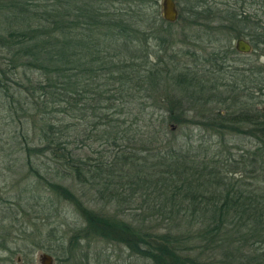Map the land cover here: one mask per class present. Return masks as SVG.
Masks as SVG:
<instances>
[{"label":"trees","instance_id":"obj_1","mask_svg":"<svg viewBox=\"0 0 264 264\" xmlns=\"http://www.w3.org/2000/svg\"><path fill=\"white\" fill-rule=\"evenodd\" d=\"M116 1L0 0V154L14 161L6 169L25 170L28 181L14 190L20 173L13 172L0 188V251L7 252L0 264H16V239L21 249L62 250L65 264H86L83 244L95 239L148 264H204L189 254L194 244L219 249L230 261L224 264H264V190L233 180L239 171L254 179L264 173V111L256 109L264 63L232 68L226 54L247 57L222 47L200 50L210 69L165 66L170 34L163 24L173 23L157 20L150 0L121 1L119 8ZM257 18L198 1L184 22L249 36L253 50L264 53ZM156 42L162 48L154 51ZM192 61L197 67V57ZM228 72L229 84L210 77ZM202 101L231 105L207 119L216 142L169 132V123H186L187 106ZM237 125L256 142L232 159L222 135L243 133ZM82 135L103 149L82 151ZM61 201L80 222L64 223L70 217L58 213ZM92 201L101 209L90 208Z\"/></svg>","mask_w":264,"mask_h":264},{"label":"rangeland","instance_id":"obj_2","mask_svg":"<svg viewBox=\"0 0 264 264\" xmlns=\"http://www.w3.org/2000/svg\"><path fill=\"white\" fill-rule=\"evenodd\" d=\"M126 0H119L115 2L114 6L115 8L122 7L121 3L123 4ZM175 2L176 8L178 10V18L176 22L171 24L170 27H167L166 24H163V28H166V30L170 34L169 43H165L163 48L166 51V54L162 58L164 60L165 66L171 67L173 64L175 66H178L180 68L190 67L200 70H207L206 68L209 67L208 64H210L208 61H203L204 57L200 54V50H205L207 54L214 51L216 48H222L225 47V49L230 48L229 50L232 51L234 49V43L235 40L238 38H235L232 36V34L229 33L227 30L222 31H216L215 33H210V31H205L201 27L198 26H192L189 28L187 24L184 22L185 15H188V9L194 5L196 2L200 1L202 4H208L212 7V11H215L216 9H226L231 8L233 11L235 10L236 13H244L249 14L251 16L257 15V19L254 20L255 23H257L258 28L263 27V33H264V0H254V1H247V0H173ZM161 2L162 0H150L148 5L150 6L151 11L154 13L155 18L157 20H163L162 18V9H161ZM213 18V16L211 15ZM214 25V24H213ZM250 31H253L252 29ZM245 35H249L251 32L244 31ZM211 34V35H210ZM215 34V35H213ZM207 35V36H206ZM249 36L242 37L241 39L245 40L249 43ZM240 39V38H239ZM153 45V50L156 51L157 49L160 50L162 48L161 46H157L156 43H151ZM152 47V46H151ZM166 48V49H165ZM255 49V48H254ZM188 51L194 54V57L188 56ZM225 51V50H224ZM176 54V55H175ZM226 54V53H225ZM241 54V53H240ZM262 49H255L251 50L249 54H243L247 58H233V55L226 54L225 56L228 58L226 59V64H237V65H231L232 68L240 67L242 68V65H258L264 63V57L263 56ZM195 57H197V67L194 66V62L192 61ZM168 61V59H170ZM235 61H234V60ZM233 60V61H232ZM211 62V61H210ZM205 68V69H204ZM239 68V69H240ZM229 72H233V69H227ZM222 75V77H219V75H211V81L213 79V82L219 83L221 78L223 79L224 84H229L230 81H233L234 78L230 76V73ZM216 78V79H215ZM212 82V84H213ZM262 87L264 89V75H263V83ZM207 90L204 93V96H206ZM222 93V91H220ZM170 96H179V92L177 90H170L169 91ZM203 97V96H202ZM202 104H197L193 106H187L186 109H190L191 111L187 115V121L186 123L181 124H175V123H169V132L173 133V135H177L180 139L191 140L192 142H197L198 140L202 141H209L210 143L216 142L217 138L212 135L213 132L210 131L208 128H206L209 121L207 120L211 115H213L217 109L221 110V113L224 115L225 111L223 108L231 107V105L219 106L215 104H209L205 101H202ZM189 107V108H188ZM191 107V108H190ZM213 109V110H212ZM256 109L259 111H264V90L263 93L260 95V102L256 105ZM4 115V113H2ZM1 118V117H0ZM188 122V123H187ZM4 119H0V129H5L4 126ZM236 128H241L243 133H236V132H230V131H223L224 135V142H226V148L230 151V154H232L233 158L236 159L237 156L240 153L244 152H252L255 148V142L256 140L247 134V127L242 125L235 126ZM237 130V129H236ZM2 132V130H0ZM3 133V132H2ZM170 134V133H169ZM169 135V136H173ZM7 136V135H6ZM211 136V137H210ZM214 136V137H213ZM1 137V135H0ZM76 145L82 150L87 152L90 155H96L94 152L98 151L101 148L100 143L92 142L91 139H85L82 136L78 138ZM224 157H229V153L226 151V149L223 150ZM231 156V157H232ZM14 161H12V157L5 156L4 154H0V188L5 187L4 179L6 177H12L13 172H17L20 174L13 175L16 182H20L18 187H16L14 190H20L22 187L28 183V181L23 180L22 176L25 174V170L21 169H6L7 166L13 165ZM228 167H224L223 170H227ZM23 171V172H21ZM233 180L237 181L240 179L245 180L248 184H250L249 191H253L254 189L256 191H263L264 190V173L255 179L251 177V174H247L246 172L239 171L236 175L233 176ZM8 183L9 179H8ZM246 183V184H247ZM7 189V188H6ZM253 189V190H252ZM81 191V187H79V192ZM3 192V191H2ZM1 193V192H0ZM7 194V193H6ZM10 193H8L9 195ZM45 196L51 197L52 195L48 191H44ZM86 202V201H85ZM87 203V202H86ZM136 205V204H135ZM88 206L94 210H99L102 207V203L92 201L88 203ZM57 208H59V214L64 216L62 213L67 214L70 217V220H64V223L77 221L80 222V219L78 217V214L74 212L71 205H69L66 202H60L57 205ZM108 208V207H107ZM36 210V209H35ZM111 211V208H108ZM36 212V211H35ZM32 218L35 219L37 223H45L43 221L42 214H38L35 217V214H32ZM50 222H56L60 221V219H57L55 216H52L49 218ZM43 227V226H40ZM44 228V227H43ZM15 237V236H14ZM15 239V238H14ZM15 244H11V246H14V254L12 255V260L16 264H40L39 263V256L42 254H48L52 256L53 258V264H65L63 262V253L62 250L56 249L54 252L48 251L46 248L43 249H36L33 250L31 248L27 249H21L20 242L18 239L15 240ZM83 252L87 251V258L88 262L86 264H148L142 259L137 258L132 253H130L124 246L114 243H107L100 240H91L89 242H85L83 244ZM202 251V252H200ZM190 255H193V257H198L201 262L204 264H224V262H230L229 260H225L224 255L222 252L217 249L214 250L212 253L208 250H198L196 244L191 246L188 250ZM7 252L0 251V257L6 258ZM78 264V263H73ZM231 264V263H229Z\"/></svg>","mask_w":264,"mask_h":264},{"label":"water","instance_id":"obj_3","mask_svg":"<svg viewBox=\"0 0 264 264\" xmlns=\"http://www.w3.org/2000/svg\"><path fill=\"white\" fill-rule=\"evenodd\" d=\"M162 18L167 23H174L178 18V10L173 0H162L161 2ZM234 48L238 53L249 54L252 50L251 45L243 39H237ZM40 264H53L52 256L42 254L39 256Z\"/></svg>","mask_w":264,"mask_h":264}]
</instances>
